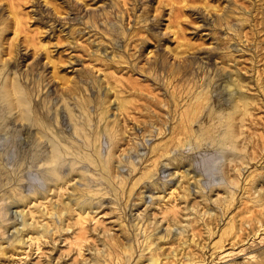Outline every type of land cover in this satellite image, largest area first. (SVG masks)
Masks as SVG:
<instances>
[{
  "label": "rangeland",
  "instance_id": "obj_1",
  "mask_svg": "<svg viewBox=\"0 0 264 264\" xmlns=\"http://www.w3.org/2000/svg\"><path fill=\"white\" fill-rule=\"evenodd\" d=\"M0 264H264V0H0Z\"/></svg>",
  "mask_w": 264,
  "mask_h": 264
},
{
  "label": "bare ground",
  "instance_id": "obj_2",
  "mask_svg": "<svg viewBox=\"0 0 264 264\" xmlns=\"http://www.w3.org/2000/svg\"><path fill=\"white\" fill-rule=\"evenodd\" d=\"M219 93V92H218ZM203 99V98H202ZM199 110L200 109H197L189 118H188V121L187 122H192L193 120H194V118L196 119V116L199 114ZM201 115V114H200ZM205 115V114H204ZM204 115H202V116H204ZM222 123H223V120L222 119H218V120H216L215 121V125L213 126V131H211L212 132V135L216 138V141L217 142H219V143H223L224 142V140H223V136L222 135H226V131H224V129L223 130H221L220 129V127H222ZM193 127V126H192ZM216 128H218L219 129V131H217V129ZM194 129V128H193ZM194 130H197V129H194ZM191 131V130H190ZM189 131V132H190ZM202 133V132H201ZM208 133V132H207ZM207 133H205V135H200V137L201 138H204V136H207ZM190 134V133H189ZM193 137V136H192ZM17 215H18V217H19V215H20V213L18 212H15ZM21 216V215H20Z\"/></svg>",
  "mask_w": 264,
  "mask_h": 264
}]
</instances>
